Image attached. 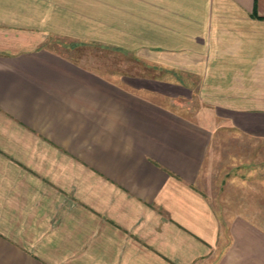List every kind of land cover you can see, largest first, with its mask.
Listing matches in <instances>:
<instances>
[{
	"label": "crops",
	"instance_id": "obj_1",
	"mask_svg": "<svg viewBox=\"0 0 264 264\" xmlns=\"http://www.w3.org/2000/svg\"><path fill=\"white\" fill-rule=\"evenodd\" d=\"M0 264H264V0H0Z\"/></svg>",
	"mask_w": 264,
	"mask_h": 264
},
{
	"label": "rangeland",
	"instance_id": "obj_2",
	"mask_svg": "<svg viewBox=\"0 0 264 264\" xmlns=\"http://www.w3.org/2000/svg\"><path fill=\"white\" fill-rule=\"evenodd\" d=\"M81 49L84 50V48H80V47L77 48L78 54H80L79 52H80ZM85 49L87 50V47ZM89 50H94L92 55H94L95 57L98 56L99 58H102V56L104 55V60L106 61V63H112L114 61H117V62L121 61V59H119L118 57L117 58H113V56L110 53H108V52H107V54L105 53V54L96 55V53H95L96 48L95 47H89ZM77 52H75L73 55H76ZM78 57H80V56H78ZM180 98H182V100L184 102H186V105L193 106V105H197L198 104L197 100H192V101L191 100L190 101L187 100V101H185L186 98L184 96H180Z\"/></svg>",
	"mask_w": 264,
	"mask_h": 264
}]
</instances>
